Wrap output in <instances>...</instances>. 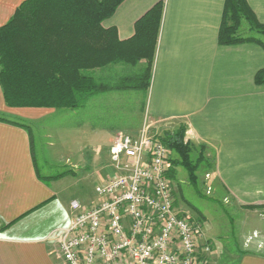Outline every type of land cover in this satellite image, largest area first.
Instances as JSON below:
<instances>
[{
  "label": "crops",
  "instance_id": "1",
  "mask_svg": "<svg viewBox=\"0 0 264 264\" xmlns=\"http://www.w3.org/2000/svg\"><path fill=\"white\" fill-rule=\"evenodd\" d=\"M24 1L0 0V28ZM225 1L124 0L103 26L115 27L121 40L130 39L136 22L163 3L151 83L137 127L145 121L186 127L185 140L200 147L208 175L238 205L251 208V233L243 235L238 264H264V224L255 219L264 216V84L255 82L264 68V49L254 41L220 43ZM247 2L264 24V0ZM138 65L144 67L146 60ZM50 110L55 109L9 107L0 84V116L8 120H0V264H66L59 236L73 217L70 203L75 198L54 183L76 172L41 179L32 132L13 123L28 124ZM91 127L96 139H109L110 156L120 128ZM212 249L209 264H217L216 243Z\"/></svg>",
  "mask_w": 264,
  "mask_h": 264
},
{
  "label": "trees",
  "instance_id": "2",
  "mask_svg": "<svg viewBox=\"0 0 264 264\" xmlns=\"http://www.w3.org/2000/svg\"><path fill=\"white\" fill-rule=\"evenodd\" d=\"M123 1L25 0L0 28V84L6 104L16 108L76 109L99 92L129 89L147 92L164 6L162 2L154 5L136 22L134 36L121 40L117 29L105 28L103 21ZM243 20L251 30L264 31V24L247 0H226L219 33L221 44L250 40L238 34ZM142 60H146V65L138 73L123 77L115 85L98 82L91 73L111 64L138 66ZM255 82L264 84V69L257 73ZM0 120L8 121L2 116ZM13 123L29 128L23 121ZM185 133L186 127L180 125L175 131L161 135L163 143L179 156L172 159L169 177L174 180L176 167L182 165L190 182L197 187L198 165L191 160L194 145L185 140ZM205 160L200 153L198 161ZM72 172L48 177L39 173V177L48 182Z\"/></svg>",
  "mask_w": 264,
  "mask_h": 264
},
{
  "label": "rangeland",
  "instance_id": "3",
  "mask_svg": "<svg viewBox=\"0 0 264 264\" xmlns=\"http://www.w3.org/2000/svg\"><path fill=\"white\" fill-rule=\"evenodd\" d=\"M238 34L250 38L248 41H254L264 49V31L251 30L247 21H242ZM141 68V65L111 64L91 73L98 82L115 85L123 77L138 73ZM146 100L147 92L140 89L104 91L90 96L82 107L50 110V113L40 119L28 121L39 173L48 177L75 171L76 175L66 176L59 183H54V186L62 189L65 196L83 203L96 199L95 186L100 177L110 172L111 177L114 172L112 173L109 156V139H96L91 126L120 128L121 131H116L117 134H140L142 129L147 128L151 133L162 135L179 127L146 121L141 127H137L142 117L141 108L145 106ZM200 153L199 146L192 147L191 160L198 165L197 187L190 182L185 167H176L173 186L178 208L203 226L204 238L209 240L212 248L216 243L219 259L217 264H238L243 235L251 233V208L238 205L219 187L216 177L208 175L206 163L198 161ZM178 158L173 150L172 159ZM255 219L264 224V216L256 215ZM246 221L249 223L245 224ZM252 237L249 235L245 239L252 242ZM243 248L246 251L250 249Z\"/></svg>",
  "mask_w": 264,
  "mask_h": 264
},
{
  "label": "built area",
  "instance_id": "4",
  "mask_svg": "<svg viewBox=\"0 0 264 264\" xmlns=\"http://www.w3.org/2000/svg\"><path fill=\"white\" fill-rule=\"evenodd\" d=\"M161 133L117 134L112 177L95 186L90 204L74 199L61 230L66 264H209L203 226L176 204L173 150Z\"/></svg>",
  "mask_w": 264,
  "mask_h": 264
}]
</instances>
